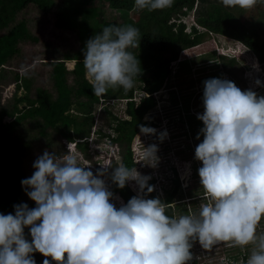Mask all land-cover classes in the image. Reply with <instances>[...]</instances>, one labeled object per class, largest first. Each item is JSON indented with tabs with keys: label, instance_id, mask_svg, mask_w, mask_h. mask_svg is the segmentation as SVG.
I'll list each match as a JSON object with an SVG mask.
<instances>
[{
	"label": "clouds",
	"instance_id": "clouds-1",
	"mask_svg": "<svg viewBox=\"0 0 264 264\" xmlns=\"http://www.w3.org/2000/svg\"><path fill=\"white\" fill-rule=\"evenodd\" d=\"M173 0H135L149 11L170 7ZM257 0H222L226 7L251 8ZM139 29L131 25L107 26L86 41L83 64L93 94L101 97L111 86L125 92L141 73L140 61L129 51L139 47ZM253 67L258 69V63ZM257 86L262 82L257 79ZM203 122L196 139L195 159L208 203L198 214L169 217L160 198H145L154 190L136 167L124 164L91 168L77 157H60L45 150L33 162L29 178L21 180L35 202L14 205V214L0 213V264H36L34 252L57 264H187L198 240L204 249L217 242L244 247L254 244L246 264H264V233L257 225L264 218V96L241 90L227 79L203 81ZM143 135L167 131L144 125ZM75 147V146H74ZM156 144L144 147L142 158L155 167ZM134 182L138 192L125 204L110 190ZM39 222V223H38ZM29 229V241L25 235ZM66 257V259H65ZM43 264H50L48 259Z\"/></svg>",
	"mask_w": 264,
	"mask_h": 264
},
{
	"label": "trees",
	"instance_id": "trees-1",
	"mask_svg": "<svg viewBox=\"0 0 264 264\" xmlns=\"http://www.w3.org/2000/svg\"><path fill=\"white\" fill-rule=\"evenodd\" d=\"M94 1L107 3L122 17L120 24L115 21L103 20L102 29L112 25H131L139 29L141 38L139 47L129 49V51L140 61V75L148 74L146 83L149 88L151 86V89L147 91L145 87L143 93L146 95L136 96L134 94L135 83L134 87L127 92L121 86H111L101 97L93 94L92 85L85 75L83 50L86 41L97 33L92 29L79 27L74 15L80 12L81 7L91 5ZM55 3V26L62 31L76 30L78 46L72 52H64L61 58L50 60L48 64L50 69L47 71V78L52 85V90H50L33 86L40 76L37 69L29 67L19 74L17 66L10 68V65L21 54L20 44L27 41L32 43L38 41L36 35L28 30L29 27L25 20H18L19 15L27 7L33 5L42 11L49 12V8ZM257 4L264 7V0H257ZM134 6L135 0H0V88L7 84H14L13 99L15 100L14 103L0 104V124L4 129L3 139L7 145L6 154L0 158V213L14 214V205L28 204L21 180L28 178L23 160L27 158L31 145L37 144L44 147L46 140H49L48 135L50 133L56 135L54 132L56 127H59L58 133L61 131L68 141H72L70 127L76 135H85L87 128L92 124V109L94 105L98 104L99 98L105 102L116 99L125 100L124 116L119 117L108 110L109 108L104 107V113L108 117L107 127L111 132L102 133V137L117 147L119 159L118 161L111 159L108 167L120 164L129 168L136 167L132 143L140 133L139 126L158 127L161 123L156 108L157 100L153 93L158 92L164 83L172 78L173 74L179 75L180 72L186 70L191 75L192 68L187 62L179 60L180 52L200 44L204 37L203 29L242 44L256 57L260 65H264V40L259 37L256 30L246 28L237 18L232 10L235 7L224 6L222 0H173L170 7L163 9L149 11L147 8H139L138 16L133 20L128 15ZM193 10L198 28L191 24L189 31H186L187 25L183 18ZM66 61H74L73 66L68 67ZM236 61L235 57H226L224 54L217 56V59L212 62L213 72L208 78L227 79L233 82L231 75L228 74L224 77V72ZM173 62L178 63V67L174 71L171 66ZM225 73L227 74V72ZM138 77H135L134 80H137ZM19 88L25 89L27 94L17 96L16 92ZM149 91L151 92L149 93ZM202 96L203 87L199 88L194 99H201ZM83 97L87 99V102H79ZM24 102H35L36 104L31 108L25 106L23 111H19L17 107ZM73 102L87 110L85 114L78 115L80 120L67 116L68 108ZM193 115L188 116L185 124L188 125L189 131L195 139V146H197L203 140L202 135L199 140L196 137L204 125ZM6 117L11 118V121L8 124H3L2 121ZM178 119L183 121L181 117ZM57 138L59 142L60 139L58 136ZM49 142L50 145H57L50 149L56 154H59L58 150L65 149L61 142L59 144L50 140ZM74 146L87 158L91 157L88 152V140L76 142ZM187 146L185 149L190 151V146ZM190 157L194 161L192 154ZM192 166V178L197 181L198 185L191 188L197 189L196 192L190 193L191 189H189L188 194L184 193L179 173L175 166H171L170 176L165 177L170 186L163 190L164 195L159 196L154 193V190L146 195L148 199L160 198L166 204V215L169 217H176V208L186 202L190 204L183 208V215H188L191 211L196 214L199 210L197 200L200 199L199 196L206 194L198 175V169L202 167V162H193ZM148 183L154 186L155 178H151ZM109 184L110 190L125 204L130 198L137 195L128 185L124 189H119L110 182ZM185 199L187 201H183ZM202 199L206 203V199L204 197ZM24 231L26 238L30 241L29 229L25 228ZM197 243L199 244L198 240L193 245ZM32 255L36 264H43L41 253L34 252ZM187 264H198V262L193 258Z\"/></svg>",
	"mask_w": 264,
	"mask_h": 264
},
{
	"label": "rangeland",
	"instance_id": "rangeland-1",
	"mask_svg": "<svg viewBox=\"0 0 264 264\" xmlns=\"http://www.w3.org/2000/svg\"><path fill=\"white\" fill-rule=\"evenodd\" d=\"M237 18L248 29H254L258 33L259 37L264 40V7L256 4L251 8H240L239 6L232 9ZM56 11V3L49 8V12L42 11L37 7L29 6L21 13L18 20H25L28 25V30L34 33L38 38L36 43L27 41L20 44L21 54L13 61L10 68L17 66L19 74L23 73L26 68L37 69L40 72L38 81L33 85L34 87L48 88L52 90V85L47 78V71L50 69L48 66L52 58H61L64 52H72L78 46L77 31H62L55 26L54 13ZM139 7L134 6L133 10L129 13V18L135 20L138 16ZM194 10L185 18L184 22L187 25L186 31H189L191 24L196 25ZM74 19L79 27L82 29H92L97 34L102 32V21H115L122 23V17L117 10L110 8L107 3L94 1L91 5L80 8V12L74 15ZM198 28V26H197ZM204 37L201 43L180 52L179 60L181 62H187L192 68L189 75L186 70H183L179 75L173 74L172 78L164 83L158 92L153 93L157 105L156 108L159 112L161 123L158 127H152L157 130V133L167 131V137L161 142L157 135H143L139 133L132 143V151L134 161L137 166L136 169L142 175L151 176L155 178L154 193L163 196V190L170 186L169 181L165 178L170 176V167L175 166L179 178L182 183V190L185 194L196 192L197 189H192L198 185L197 181L192 178L193 166L192 163L198 160L195 159V139L189 131L188 125L185 124L189 115L197 117V114H202L203 103L201 99H194L199 88L203 87V81L209 79L208 76L213 72L212 62L217 59L219 55H226L229 57H235L236 63L231 65L228 70H225L224 77L228 74L232 76L233 82L242 91L252 89L258 95L264 96V65H260L256 57L247 50L242 44L233 41L232 39L221 36L220 34L211 33L205 29L202 31ZM215 51V52H214ZM178 60V61H179ZM220 62V61H219ZM74 61H66V65L72 67ZM258 63V69L253 67ZM172 70H176L178 67L177 62L171 63ZM14 68V67H13ZM148 74L139 75L137 80H134L136 84V90L134 94L136 96L146 95L143 93L146 90H150L151 86L147 85ZM259 79L262 82V86H257L255 81ZM149 88V89H148ZM14 84L4 85L0 88V104L14 103L13 99ZM151 91H149L150 93ZM17 96L27 94V91L22 88L17 90ZM148 93V94H149ZM34 94V93H33ZM147 94V95H148ZM124 101L125 100H108L107 102L99 98L97 105H94L92 111V124L89 125L87 132L89 133V149L90 158L83 155L76 147H72L71 144L64 138V135L56 127V135L50 133L48 139L53 143L61 142L64 144L65 149L58 150V156L62 157L65 154H72L77 157L78 164L83 167L91 168L95 173L97 169L101 167H108L111 159L119 160L117 154V147L109 143V140L102 137V133L111 132L108 129V117L104 113V107L109 108L111 112L121 117L124 116ZM75 102V101H74ZM72 103L67 111V116L78 120V115H83L87 112L86 109H82L75 103ZM79 102H87L85 97L81 98ZM35 102H24L19 104L17 109L23 111V107L31 108L35 106ZM179 117L183 121H179ZM80 120V118H79ZM11 118H4L3 124L10 123ZM60 126V125H59ZM72 127H70L71 130ZM184 129V130H183ZM3 127L0 124V158L7 152V145L3 139ZM98 132V133H97ZM71 134V132H70ZM72 135V134H71ZM59 137V142L58 138ZM74 138L80 139L77 136ZM68 139V138H67ZM49 140H46L44 147L37 144H32L28 152L27 158L23 160L24 170L28 178L33 174L35 169L32 167L33 162L39 155H42L45 149L49 152L51 147L57 145H50ZM156 144L158 146L157 156L159 162L155 167L149 166V161L142 158L144 147L148 145ZM190 146V151L185 148ZM71 146V147H70ZM67 151V152H66ZM182 151V152H179ZM66 152V153H65ZM191 154L194 157H190ZM129 188L135 194L138 189L134 182L128 184ZM118 197V196H116ZM187 197V196H185ZM206 199V203L210 202L208 194L199 196L197 201L199 204L197 208L200 210V205L205 203L202 198ZM118 201H114L116 206H120L121 198L118 197ZM147 198V196L145 197ZM29 208H35V202L26 197ZM183 201H187L186 199ZM123 202V201H122ZM187 204H180L176 208V217L183 215V208L187 207ZM198 210V212H199ZM198 212L196 214H198ZM189 214H195L191 211ZM188 214V215H189ZM264 233V223L260 222L257 225V234ZM255 247L252 244L250 250L247 246L240 247L235 246L231 242H217L209 249L202 248L201 245L196 244L193 246V256L197 259L198 263L204 264H246L247 258L251 254L252 249ZM48 259L50 264H57L51 257H42V260ZM66 259V257H65Z\"/></svg>",
	"mask_w": 264,
	"mask_h": 264
},
{
	"label": "crops",
	"instance_id": "crops-1",
	"mask_svg": "<svg viewBox=\"0 0 264 264\" xmlns=\"http://www.w3.org/2000/svg\"><path fill=\"white\" fill-rule=\"evenodd\" d=\"M68 67H70L69 65H68ZM71 68V67H70ZM26 103V102H25ZM88 129V128H87ZM71 139H72V141H68L65 137V139L71 144V146L74 148V144L76 143V142H80V141H83V140H89V133L86 131V133H85V135H76L74 132H73V129L71 128ZM74 136H77V137H79L80 139H75L74 138ZM70 146V147H71ZM196 245V244H195Z\"/></svg>",
	"mask_w": 264,
	"mask_h": 264
},
{
	"label": "flooded vegetation",
	"instance_id": "flooded-vegetation-1",
	"mask_svg": "<svg viewBox=\"0 0 264 264\" xmlns=\"http://www.w3.org/2000/svg\"><path fill=\"white\" fill-rule=\"evenodd\" d=\"M261 222L264 223V218L261 219ZM252 248V244L247 245V249L250 250Z\"/></svg>",
	"mask_w": 264,
	"mask_h": 264
},
{
	"label": "built area",
	"instance_id": "built-area-1",
	"mask_svg": "<svg viewBox=\"0 0 264 264\" xmlns=\"http://www.w3.org/2000/svg\"><path fill=\"white\" fill-rule=\"evenodd\" d=\"M198 244V243H197ZM200 245V244H199ZM194 246V245H193ZM193 246H192V248H191V253H192V255H193ZM193 258L194 259H196L194 256H193ZM197 260V259H196ZM198 264H201V263H198ZM202 264H204V263H202Z\"/></svg>",
	"mask_w": 264,
	"mask_h": 264
}]
</instances>
